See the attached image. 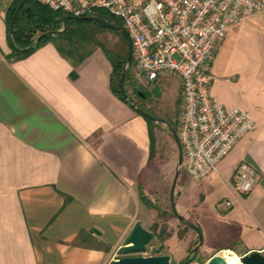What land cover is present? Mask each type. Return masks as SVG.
<instances>
[{"label": "crops", "instance_id": "crops-1", "mask_svg": "<svg viewBox=\"0 0 264 264\" xmlns=\"http://www.w3.org/2000/svg\"><path fill=\"white\" fill-rule=\"evenodd\" d=\"M12 1L0 0V264H111L147 210L140 193L155 192L157 174L167 183L158 157L166 134L113 94L100 48L74 63L50 40L12 57ZM210 72L211 95L254 126L215 172L197 182L180 176L214 197L198 224L208 260L228 251L264 256V8L229 29ZM156 87L160 98L166 85ZM243 163L257 177L236 196L232 176ZM223 199L233 206L218 212Z\"/></svg>", "mask_w": 264, "mask_h": 264}, {"label": "built area", "instance_id": "built-area-1", "mask_svg": "<svg viewBox=\"0 0 264 264\" xmlns=\"http://www.w3.org/2000/svg\"><path fill=\"white\" fill-rule=\"evenodd\" d=\"M52 12L86 17L105 9L118 18L132 45L135 77L150 90L162 78L180 81L181 115L177 135L181 170L191 181L216 171L217 164L253 128L240 108L226 109L210 93V66L229 29L264 8V0H38ZM257 172L243 163L232 176V190L245 196ZM233 201H220L227 211ZM145 251L143 256H151ZM241 257H239L240 259Z\"/></svg>", "mask_w": 264, "mask_h": 264}, {"label": "rangeland", "instance_id": "rangeland-1", "mask_svg": "<svg viewBox=\"0 0 264 264\" xmlns=\"http://www.w3.org/2000/svg\"><path fill=\"white\" fill-rule=\"evenodd\" d=\"M94 39L95 43L85 45L82 52L88 53L99 48L97 46L98 43L110 50H116L121 44L119 37L115 33L106 30L97 29L94 33ZM134 69V66L130 69L129 78L124 86L125 92L138 107H141L150 116L162 120V122L158 123L159 126L163 127L166 134L161 139L158 157L160 168L167 171V183H165V178L161 173L157 174V188H155L154 193L148 194L149 197L145 196L147 201L144 205L147 210H145L143 218L139 217L140 224L144 228L148 225L149 231L154 232V237L146 245V253L155 255L157 253L156 250L161 246L158 255H169L171 256V264H182V260L195 247L197 239H195V234L192 233L194 231L180 222L171 208V188L178 156L177 147L173 141L169 127L176 132L179 128L181 115V92L179 96L177 92L179 79L175 76L162 78L161 81L166 85L165 91L162 90L160 98H155L151 91L136 79ZM160 89L162 88L160 87ZM136 91L144 92L149 97V100L143 102L136 94ZM181 171L180 169L174 193L176 213L199 228V222L205 221L203 211H207V209L213 207L214 197H202L196 188V183H191L189 180L183 181V177L180 176ZM215 207H217L219 212L220 202ZM200 231L204 240L202 230L200 229ZM189 240H191L190 243ZM210 249V245L203 241L202 246L193 258V261H190V264H205L211 253ZM233 255L227 253L222 255V258L224 261H227L230 258H234L235 256Z\"/></svg>", "mask_w": 264, "mask_h": 264}, {"label": "trees", "instance_id": "trees-1", "mask_svg": "<svg viewBox=\"0 0 264 264\" xmlns=\"http://www.w3.org/2000/svg\"><path fill=\"white\" fill-rule=\"evenodd\" d=\"M20 1L21 0H13L10 7L8 8L6 15V25H7L8 33L10 31V24L12 17ZM88 16L100 18L107 21L109 24L123 27L122 22L118 18L111 15L105 9H96L93 12H91ZM64 17H68L66 21L65 32L57 36L44 37L43 39H41L40 43L36 47H34L31 51L36 49L42 43L51 40L55 43L56 48L62 55L71 58L74 61V63H78L92 52L91 51L86 53L82 51L85 45H88V43H95L94 33L97 29L106 30L115 33L119 37V40L121 42V44L118 46L116 50H110L106 48L104 45L99 43L97 46L104 52L106 57L111 62L112 73L110 77V82H111V89L113 94L116 95L120 100L127 102L123 97L119 87V79L123 70V66L125 65L127 52H128L127 37L121 32L110 29L107 26L98 22L78 21L74 17L65 14L63 12H52L43 5H41L38 0H26L18 12V16L14 24L11 39L14 45L19 49H24L33 46L36 38L40 34L61 30L63 26L62 19ZM31 51L27 53H23L12 50L11 56L16 59H19L26 56ZM133 66H134V62L132 60L131 67L126 73L123 87L125 86V83L129 78L130 69ZM145 119L148 122L151 130V128L155 125V123L147 119L146 117ZM150 137L153 144V135L151 133H150ZM140 194H141L140 196L142 202L146 203L147 201L146 197L143 195L142 192ZM152 234L154 237V232H152ZM160 250H161V246L159 247L158 250H156L157 253L155 255H158L159 254L158 252ZM228 253L233 254V252L230 251H228ZM191 261H193V258Z\"/></svg>", "mask_w": 264, "mask_h": 264}, {"label": "water", "instance_id": "water-1", "mask_svg": "<svg viewBox=\"0 0 264 264\" xmlns=\"http://www.w3.org/2000/svg\"><path fill=\"white\" fill-rule=\"evenodd\" d=\"M25 1L26 0H21L20 3L18 4L16 11L12 17L11 24H10V31L8 33V39H9V44L11 48L17 52H23V53H27L31 51L34 47H36L40 43L41 39H43L44 37L57 36L65 32L66 21L68 19V17H64L62 19L63 26L61 30L42 33L36 38L33 46H30L24 49H19L14 45L11 39V36L13 33L15 21L18 16V12L20 8L22 7V5L25 3ZM74 18L78 21H93V22L101 23L110 29L121 32L127 37V43H128L127 58H126L125 65L123 66V70H122V73L119 79V87H120L121 93L123 97L125 98V100L131 105V107L136 112L146 117L147 119L151 120L152 122H162L161 119H156L150 116L148 113H146L142 109H140L134 102L130 100L128 94L124 90V87H123L124 79H125L127 71L131 67L132 59H133L132 45H131L130 39L128 38L126 30L123 27L109 24L107 21L103 19L92 17V16L74 17ZM151 93L153 94L154 97H159V90L157 87H153L151 89ZM137 95L143 98L145 97L144 93H142L141 91H138ZM169 128H170V132L172 134V137L177 147V156H178L177 164L175 168L174 180H173V184L171 188V208L176 218L182 223H184L185 225H187L188 227H190L191 229H193L197 234V243L190 253V255H194L199 251L200 247L202 246L203 237H202L200 229L197 226L188 222L186 219H184L182 216L176 213L175 204H174V193H175V185H176V182L179 176V171L182 167L183 153H182V148H181V144H180L177 132L171 127ZM152 237H153V234L151 231L145 229L140 223L136 224L133 230L131 231L130 235L128 236L126 240V244L121 248V257L113 260L111 264H171V258L169 255H151V256L140 255V253L145 251L146 245L152 240ZM190 261L191 259L188 258L183 264H190ZM240 262L241 264H264V256L259 252H252L248 255L241 257ZM205 264H226V263L223 260L222 255L217 254V255H214L211 259H209Z\"/></svg>", "mask_w": 264, "mask_h": 264}, {"label": "flooded vegetation", "instance_id": "flooded-vegetation-1", "mask_svg": "<svg viewBox=\"0 0 264 264\" xmlns=\"http://www.w3.org/2000/svg\"><path fill=\"white\" fill-rule=\"evenodd\" d=\"M147 87V86H146ZM148 88V87H147ZM149 89V88H148ZM150 90V89H149ZM151 91V90H150ZM137 92L138 91H136V94H137ZM144 95H145V97L143 98V97H141V96H139L140 98H141V100L143 101V102H147L148 100H149V97L144 93ZM140 109H142L141 107H139ZM143 111H145V110H143ZM146 112V111H145ZM147 113V112H146ZM192 251V250H191ZM191 251L187 254V256H186V258L184 259V260H182V264L188 259V258H190L191 260H192V258H194L195 256H196V254H194V255H190V253H191Z\"/></svg>", "mask_w": 264, "mask_h": 264}, {"label": "snow or ice", "instance_id": "snow-or-ice-1", "mask_svg": "<svg viewBox=\"0 0 264 264\" xmlns=\"http://www.w3.org/2000/svg\"><path fill=\"white\" fill-rule=\"evenodd\" d=\"M230 264H239V258L234 257L233 260L230 262Z\"/></svg>", "mask_w": 264, "mask_h": 264}, {"label": "bare ground", "instance_id": "bare-ground-1", "mask_svg": "<svg viewBox=\"0 0 264 264\" xmlns=\"http://www.w3.org/2000/svg\"><path fill=\"white\" fill-rule=\"evenodd\" d=\"M225 255V254H222ZM233 260V258H230L229 260L225 261L226 264H230V262ZM239 264H241L240 259H239Z\"/></svg>", "mask_w": 264, "mask_h": 264}]
</instances>
